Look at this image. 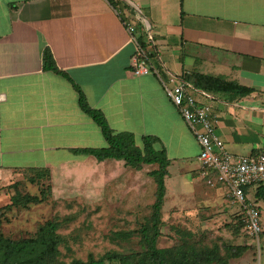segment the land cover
I'll use <instances>...</instances> for the list:
<instances>
[{"label": "crops", "instance_id": "obj_1", "mask_svg": "<svg viewBox=\"0 0 264 264\" xmlns=\"http://www.w3.org/2000/svg\"><path fill=\"white\" fill-rule=\"evenodd\" d=\"M133 36L144 42L147 74L133 72ZM44 50L59 71L44 68ZM195 74L252 91H204L193 85ZM182 80L209 106L228 151L264 150V0H0V181L41 169L63 179L92 172L93 180L138 169L73 151L107 145L79 106V89L114 132L132 133L140 147L144 136L157 138L154 147L169 159L163 203L203 201L207 229L232 222L238 207L223 185L200 177L199 146L163 84ZM255 204L264 210V201Z\"/></svg>", "mask_w": 264, "mask_h": 264}, {"label": "rangeland", "instance_id": "obj_2", "mask_svg": "<svg viewBox=\"0 0 264 264\" xmlns=\"http://www.w3.org/2000/svg\"><path fill=\"white\" fill-rule=\"evenodd\" d=\"M155 166L121 170L115 173V178L111 177L112 173L95 180L92 172L83 177L72 172L63 179L60 173L52 177L46 171L38 180L29 179L35 177L32 172L20 179L0 181V233L11 239L33 237L46 221L55 220L59 223L57 233L61 239L55 256L58 261L68 264L89 256L120 255L127 256L126 260L134 264H152L141 227L146 226L151 231L156 185L148 171ZM18 194L21 202L11 204L12 197ZM27 196L35 199L29 200ZM171 203L165 199L160 210L159 248H171L180 243L196 247L216 243L222 247L225 238L233 244H244L247 239L253 246L240 257L230 258L228 264H264L263 233L259 234L257 243L246 234L243 213L237 204H233L238 208L237 213L230 216L232 222L207 229L206 203L201 200L191 205ZM260 213L262 221L264 210ZM186 240L191 243L185 244Z\"/></svg>", "mask_w": 264, "mask_h": 264}, {"label": "trees", "instance_id": "obj_3", "mask_svg": "<svg viewBox=\"0 0 264 264\" xmlns=\"http://www.w3.org/2000/svg\"><path fill=\"white\" fill-rule=\"evenodd\" d=\"M111 1V0H110ZM140 46L144 42L138 38ZM43 66L51 70H58L54 60L48 50L43 53ZM59 71V70H58ZM195 87L204 91H221L237 93L240 95L249 93L251 88L239 85L233 81H227L219 77H213L203 74H195L192 80ZM78 102L81 109L88 114L93 121L100 127L107 145L101 148H79L74 152L92 155L98 160L104 158L122 159L126 165L139 168L141 164L156 163L157 168L148 171V174L154 178L156 191L155 200L152 204V226L151 231L146 226L141 227V234L147 247V254L152 264H228L230 258L240 257L252 243L233 244L230 239H223L225 245L222 247L216 243L207 246H185L183 244L174 245L171 248H159L157 239L160 235V210L163 204L165 194L164 177L167 174V165L169 159L164 148H155L156 137L146 135L142 138V146H137L134 135L130 132H114L108 125L103 114L90 107L78 89ZM47 170H37L33 172L35 177H29L31 181L38 180ZM249 188V187H248ZM247 188L245 189V191ZM253 201L254 205L258 200L264 201V182L255 186ZM29 200L35 199L33 196H27ZM21 202L19 194L12 197L11 204ZM257 206V205H256ZM258 208V206H257ZM59 223L55 220L46 221L38 230V235L11 239L0 233V264H65L56 259L58 245L61 241L57 233ZM236 235V234H235ZM184 243V242H183ZM191 242L186 240L185 244ZM193 244V243H192ZM222 251V252H220ZM127 256L113 255L109 258L89 256L86 260H73L68 264H134L126 260Z\"/></svg>", "mask_w": 264, "mask_h": 264}, {"label": "built area", "instance_id": "obj_4", "mask_svg": "<svg viewBox=\"0 0 264 264\" xmlns=\"http://www.w3.org/2000/svg\"><path fill=\"white\" fill-rule=\"evenodd\" d=\"M133 34L134 27H127ZM146 39H151L148 30ZM136 45L133 56V72L147 74L151 66L137 37H132ZM155 73L159 75L158 71ZM171 102L179 110L183 120L192 131L199 146V175L209 186L217 183L224 186L225 198L237 204L243 213L242 221L246 234L257 243L262 231L260 211L247 197L245 189L264 182V150L253 155L233 154L215 133L214 122L210 117L209 106L199 103L190 93L195 88L187 81H180L171 87L163 82ZM204 92V91H203Z\"/></svg>", "mask_w": 264, "mask_h": 264}]
</instances>
